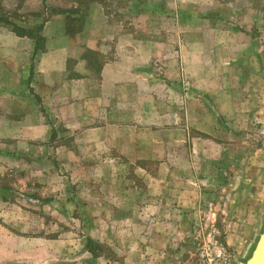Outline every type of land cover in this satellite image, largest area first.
I'll return each mask as SVG.
<instances>
[{
  "label": "rangeland",
  "instance_id": "1",
  "mask_svg": "<svg viewBox=\"0 0 264 264\" xmlns=\"http://www.w3.org/2000/svg\"><path fill=\"white\" fill-rule=\"evenodd\" d=\"M116 1L107 3L115 14L110 6ZM134 1L123 0L129 2L130 23L137 24L130 28L160 37L163 50L189 41L210 43L217 34L208 32L203 19L219 17L226 71L213 74L209 92L193 87L203 83L202 64L215 63L200 45L192 44L198 55L187 58L179 82L164 79L169 58L153 67L152 78L165 82L155 105L167 116L163 126L172 124V112L188 110L203 137L193 131L194 140L175 152L165 157L154 152L147 159L145 149L129 147L134 128L76 138L74 123L65 128L50 112L45 137H0V264H200L215 243L233 264V248L245 234L238 227L247 225L250 214L263 213L256 238L261 234L264 0H138L137 7ZM21 3L15 8L6 0L9 10L0 8V15L16 22L25 16L34 28L47 15L71 10L75 0H42L32 12L19 11ZM239 17L241 25H235ZM66 25L73 31L79 26ZM202 109L205 115L197 116ZM129 122L145 121L132 116ZM161 136L168 141L169 134ZM156 177L166 184L155 183ZM160 192L166 197H153ZM186 199L195 200L193 207ZM87 237L101 245L104 256L86 253Z\"/></svg>",
  "mask_w": 264,
  "mask_h": 264
},
{
  "label": "crops",
  "instance_id": "2",
  "mask_svg": "<svg viewBox=\"0 0 264 264\" xmlns=\"http://www.w3.org/2000/svg\"><path fill=\"white\" fill-rule=\"evenodd\" d=\"M12 1L16 8L17 0ZM136 1L134 6H140ZM5 2L1 1L0 8L6 11L10 6ZM107 3L110 0H75L71 10L45 16L40 33L44 39L43 50L36 52L32 39L17 36L0 22V137L24 136L33 141L45 137L49 131V112L65 128L74 123L73 136L76 138L85 135L107 137L114 131L134 128L135 140L129 147L138 151L145 149L147 159L153 157L154 152L163 157L175 152L182 142L194 140L193 131L203 137L205 132L190 122L193 113L188 110L182 114L172 112V124L165 128L162 123L167 116L155 105L159 102L157 96L164 79L172 85L185 77L187 58L198 55L193 52L192 44L200 45L203 55L215 62L202 64L203 83L193 87L209 92L216 80L213 74L224 72L221 57L226 55L225 45H222L226 38L217 24L219 17L208 14L203 19L208 32L217 34L210 43L206 42V37L210 38L207 34L205 41H189L186 47L176 45L163 50L165 46L160 37L140 34L139 27L130 28L137 24H131L127 15L129 2L117 0L110 6L117 10L116 14L110 12ZM41 5L42 0H23L18 10L32 12ZM241 20L239 17L234 24L241 25ZM8 21L23 29H30L33 23L25 16L17 22L12 18ZM68 21L79 24L74 33L68 29ZM235 36L230 33V38ZM166 57L169 61L164 64L167 67L164 79H153V67ZM202 111L197 116H204L205 110ZM132 116L145 122L142 125L130 123ZM162 133L169 134L168 141L161 139ZM165 180L153 179L162 184H166ZM159 195L164 196L160 192L153 197ZM186 201L193 207L195 200ZM156 204L155 201L154 209L158 211L160 207ZM262 215L255 218L250 214L247 225L242 229L238 227V232L245 234L233 248V264H244L249 258L256 234L262 228Z\"/></svg>",
  "mask_w": 264,
  "mask_h": 264
},
{
  "label": "trees",
  "instance_id": "3",
  "mask_svg": "<svg viewBox=\"0 0 264 264\" xmlns=\"http://www.w3.org/2000/svg\"><path fill=\"white\" fill-rule=\"evenodd\" d=\"M0 22L5 26L9 27L13 33H15L19 37H28L34 41V50L39 51L43 50L44 39L41 37V31L43 28V21L41 24L35 26L34 28L30 27V29H23L16 25L15 23L9 22L4 16L0 15ZM71 33H74L72 29ZM84 250L88 253L91 258L96 259L104 256V250L101 245L94 241L93 239L87 237L84 243Z\"/></svg>",
  "mask_w": 264,
  "mask_h": 264
},
{
  "label": "built area",
  "instance_id": "4",
  "mask_svg": "<svg viewBox=\"0 0 264 264\" xmlns=\"http://www.w3.org/2000/svg\"><path fill=\"white\" fill-rule=\"evenodd\" d=\"M230 261L231 256L215 243L207 248L200 264H230Z\"/></svg>",
  "mask_w": 264,
  "mask_h": 264
},
{
  "label": "water",
  "instance_id": "5",
  "mask_svg": "<svg viewBox=\"0 0 264 264\" xmlns=\"http://www.w3.org/2000/svg\"><path fill=\"white\" fill-rule=\"evenodd\" d=\"M244 264H264V228Z\"/></svg>",
  "mask_w": 264,
  "mask_h": 264
}]
</instances>
